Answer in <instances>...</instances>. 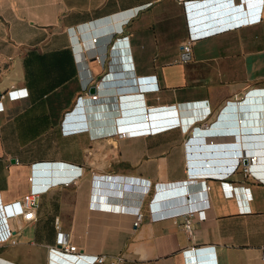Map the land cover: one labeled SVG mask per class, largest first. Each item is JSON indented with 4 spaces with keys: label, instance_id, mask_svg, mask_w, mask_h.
<instances>
[{
    "label": "crops",
    "instance_id": "0c3cea01",
    "mask_svg": "<svg viewBox=\"0 0 264 264\" xmlns=\"http://www.w3.org/2000/svg\"><path fill=\"white\" fill-rule=\"evenodd\" d=\"M0 103V201L42 188L0 264L87 263L51 255L57 231L126 264H264V0H0Z\"/></svg>",
    "mask_w": 264,
    "mask_h": 264
},
{
    "label": "built area",
    "instance_id": "2783aa9c",
    "mask_svg": "<svg viewBox=\"0 0 264 264\" xmlns=\"http://www.w3.org/2000/svg\"><path fill=\"white\" fill-rule=\"evenodd\" d=\"M247 1V0H246ZM255 17V16H254ZM257 18V16H256ZM254 18V19H256ZM252 20V17H250ZM93 41H95V38H93ZM194 42L193 37H188V39L185 41L184 44H182L178 60L179 61H186L190 58L191 52H192V44ZM148 80V79H145ZM144 80V81H145ZM144 88H155L157 87L154 84H145ZM25 90H12L8 92V95L11 98H18L24 96ZM86 96L92 100H96L98 97L97 92L89 93L87 91ZM2 97V96H1ZM0 109H1V103H0ZM173 124H167L164 126L159 127H144L141 129H131V130H125V129H117V133L120 136H127V135H139V134H149V133H155L160 129L172 126ZM210 144L212 147H217L218 145H212V141H210ZM233 146V145H232ZM233 156L235 157L238 152H233ZM247 157H241V158H234V164L230 167L229 170L233 171L235 170L238 165L241 166V170L245 174H253V170L251 168V164L253 162H257L259 158L256 154L251 155L247 154ZM244 159L247 160V164H244ZM202 171V170H201ZM191 176V174H189ZM93 181L95 184L100 182L101 180L99 178H93ZM197 180L195 178H188L182 182V184L175 186L176 191L188 192L189 184L196 182ZM119 187L127 188L128 183L122 181L118 183ZM199 186H201L202 190H199L201 193L204 192L207 193V190L209 189V184H206L205 180H200L198 183ZM42 188L39 189H30L25 194L22 195V197L19 200H15L9 203H2L0 201V242H7L11 241L14 242V240L11 238L13 228L10 224V221L14 218H22L24 221H32L36 219V209L39 205V193L41 192ZM175 190V188H174ZM123 198V197H121ZM91 199H94L93 196ZM201 204H198V206L189 205L184 212H182L178 218L181 220V225L183 230L186 234L191 235L192 233V224H193V214L197 211L204 210L206 206H208V197L207 195L202 197ZM92 201V200H91ZM141 203V202H140ZM140 203L139 205H135L136 208L134 213V219L132 222L133 227L138 226L139 222L142 218V212L140 210ZM119 205H123V202H119ZM54 225L56 229L59 228V223L57 218L54 220ZM55 246L51 247L49 249L52 256L56 252L66 255L69 259H71L74 262H79L81 259H87V263L84 264H126L125 259L122 255L116 254V255H107V254H97V255H87L82 250H78L75 245H73L70 241L69 234L64 233L62 231H57L56 233V242Z\"/></svg>",
    "mask_w": 264,
    "mask_h": 264
},
{
    "label": "water",
    "instance_id": "95a60500",
    "mask_svg": "<svg viewBox=\"0 0 264 264\" xmlns=\"http://www.w3.org/2000/svg\"><path fill=\"white\" fill-rule=\"evenodd\" d=\"M89 93H94L95 91H94V88H89ZM250 154H252V153H250ZM257 156H259V159H260V153L259 152H257V153H255ZM264 160V159H263ZM244 164H247V160L246 159H244V162H243ZM197 261L198 262H202V259H197ZM59 264H68V261L66 260V259H60V261H59Z\"/></svg>",
    "mask_w": 264,
    "mask_h": 264
}]
</instances>
